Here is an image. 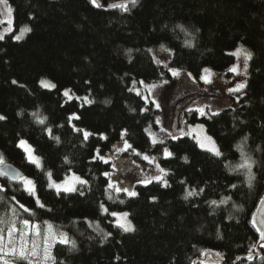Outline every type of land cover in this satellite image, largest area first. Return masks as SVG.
I'll use <instances>...</instances> for the list:
<instances>
[{
  "label": "trees",
  "instance_id": "1",
  "mask_svg": "<svg viewBox=\"0 0 264 264\" xmlns=\"http://www.w3.org/2000/svg\"><path fill=\"white\" fill-rule=\"evenodd\" d=\"M118 1L122 0L100 3L106 7ZM9 3L13 32L23 26L30 27L31 32L21 41H15L13 34L0 40V114L7 117L0 121V153L5 162L36 182L37 195L52 211L36 210L33 198L19 184L9 186L4 178L0 183L9 191L0 195H15L21 204L36 210V216L30 217L17 206L20 219L48 221L76 241L77 249L72 251L59 243L54 245L56 264H249L243 256L258 240L251 217L264 193V0H138L134 7L128 5V12L98 9L90 0ZM187 40L195 47H185ZM161 45L175 53L169 67L186 69L196 77L204 68L223 71L233 65L236 59L230 52L238 45L251 51L243 93H232L218 115L207 118L193 112L190 118L206 124L224 154L222 161L201 150L188 135L167 139L165 147L173 153L167 159L163 145H151L144 130L154 112L129 88L133 80L135 86L140 81L159 80L161 72L163 78L172 80L167 69L153 60L154 51ZM43 79L52 81L56 88H43ZM14 80L17 84L12 83ZM65 89L72 90L71 101L62 95ZM84 96L95 103L75 99ZM105 100L110 103L105 104ZM145 107L149 111L143 112ZM33 113L47 117L46 124L37 123ZM73 113L80 119L72 123L95 134H106L107 141L95 135L82 143L68 124ZM47 127L60 137L59 144L48 137L44 131ZM125 129L126 139L134 148L159 158L169 173L165 179L170 186L155 181L147 186L137 184L138 196L113 192L110 201L101 173L111 168L100 161L92 162V157L96 148L108 153ZM244 137H248L242 145L244 152L256 161L252 188L243 175L229 172L225 166L240 160L237 145ZM20 139L32 145L53 177L63 178L71 167L89 181L90 190L86 189L83 196H57L47 187L44 172L26 162L23 150L17 147ZM66 156L71 165L64 164ZM182 180L185 183H180ZM232 184L237 188L232 189ZM186 188L204 191L185 200ZM227 196L231 200L219 208L208 203ZM101 202L109 213L127 211L135 231L117 228L114 216L102 214ZM13 205L10 200L0 202V215ZM97 224L102 232L95 230ZM104 233L111 235L105 239ZM204 251L208 254L202 255ZM217 252L223 254L222 260ZM260 256L251 264H264Z\"/></svg>",
  "mask_w": 264,
  "mask_h": 264
},
{
  "label": "snow or ice",
  "instance_id": "2",
  "mask_svg": "<svg viewBox=\"0 0 264 264\" xmlns=\"http://www.w3.org/2000/svg\"><path fill=\"white\" fill-rule=\"evenodd\" d=\"M90 3L95 8H103L104 5L100 3V0H90ZM130 3L134 7L138 0H130ZM0 5H3L4 11L6 12L8 16V20L6 21L7 24L12 25L13 24V8L9 3V0H0ZM108 7L116 9H122L124 12H128L130 9L127 4L121 3V4H111ZM177 27L180 28L181 31H185L183 26L177 25ZM12 31H15L13 28ZM31 32V28L28 26H23L20 28L19 33L13 37L15 41H21L24 39L25 35L27 33ZM4 35H0V40H4ZM184 46L187 48H193L195 45L193 44L192 40H187L184 43ZM148 51L151 53L153 50L148 49ZM159 51L161 53H167L168 58L165 60H161L157 58L155 55H153V60L157 64V66H162L163 68L167 69L168 73L170 74L172 79H179L181 76H184L186 79L190 80L193 84H198L200 82L209 85L213 83V76L215 73L212 72L209 68L202 69L201 73L199 74V80H197L196 76H193L191 72H187L186 70H182L180 68L176 67H169L170 63V57L174 56L175 53L172 52L171 49L167 48L164 45L160 46ZM244 55V63L243 68L241 69L239 63L235 64L234 66L230 67L228 69L229 72L237 75V76H246L248 72V62L252 60L253 55L250 51H247L244 49L243 46L238 48L235 52L231 53V55L236 56L237 58L240 57V55ZM129 55H131V50H129ZM160 81L159 83H150L145 84L144 81H140L139 83L143 85L144 89L147 92V95H142L140 89H137L135 87L136 81L133 80L132 87L129 88V91H135V94L137 96H141L144 103L152 104L154 108L157 111L161 110V104L158 99V94L156 93L157 89H163L165 85H168L170 83L169 79H164V73H160ZM13 84H17V81H12ZM40 84L45 89H55L56 85L54 83H51L49 81H40ZM247 87V80H244L243 82H240L236 84L234 87L229 88L228 92L230 94L232 93H243V90ZM207 91V89H205ZM71 89H65L62 93L64 97L67 98V101H71L74 97L71 94ZM76 100H83L85 104H93L95 103L94 100L89 99L88 96L84 97H75ZM239 100V96L237 97V101ZM66 101V102H67ZM105 104L110 103V101L105 100ZM83 107V104L81 105ZM134 111V109H132ZM143 112L149 111L147 107L142 109ZM188 113H197L200 117H207L211 118V116L218 115L217 111H213L208 104H197L195 107H188L186 109ZM20 115H23V113H20ZM34 118H36L37 123L40 125H45L47 121V117L40 118L37 113L32 114ZM7 119L6 116L0 114V121H5ZM80 117L76 115L75 113L71 114L68 117V124L71 128V130L79 134L82 138V143H86L89 140V137L98 135L100 140L107 141L108 137L104 133L95 134L90 131H87L83 128L77 127L76 124L72 123L73 120H79ZM155 123L157 125H160V131L165 133V136L172 140H179L183 138L186 135H190L189 132H186L184 129H178L177 131H172L169 128L162 125L161 119L159 116L156 117ZM185 124H187L186 121H184ZM59 127H63V125H59ZM176 126L173 125V128ZM189 128L192 126L189 125ZM202 131H204V135L195 138L197 146L208 153H210L213 157L217 158L218 160H223V153L221 152L219 146L216 144V142L213 140L211 136H208L206 134V130L203 129V125L199 126ZM44 131L47 133L48 137L52 140H54L57 144L60 143V137L53 135L52 128L47 127L44 129ZM150 141L151 145L155 146L157 144L163 145L165 143V138L158 137V135L155 132L151 131V126L146 128L144 130ZM127 136V130H122L120 133V139L122 141L121 144H116L112 146V152L108 155H101L100 149L96 148L93 153L92 162L100 161L104 165H108L111 168V171H104L101 173V175L104 176L106 181V188H105V194L107 200L113 199V192L114 193H124L128 197H136L139 195L138 192H136L133 189H130L128 186H126L123 181L119 180V177L117 175L118 173V166L115 163L117 159L120 158V156L127 152L130 156H136L139 157L141 160L147 162L148 164H152L155 167V173L152 176H145L143 179L139 181L144 186H147L153 181L160 183L163 187H169V183L165 177L169 175L168 171L162 168L159 163L156 162V158L154 156H149L146 153L140 152L138 149L134 148L131 143L125 137ZM248 137H244V141L241 145H237V150L240 152V162L234 166H232L229 162V164L225 165L228 168L229 172L239 173L243 175L246 178V183L249 188L253 187L254 181L256 180V175L253 172V167L256 164V161H254L246 152H244L243 149V143H246ZM17 147L23 150L25 154L26 162L36 166L38 169H40L42 172H44L45 178L48 180L47 187L51 190H54L55 194L57 196H60L62 193L65 195H70L73 193H78L80 196H83L85 194V190H90V184L89 181L82 176L78 175L76 172L72 171L71 167H69L64 175V178L57 182L52 178L53 174L51 170H45L43 167L42 159L39 156L35 155V149L30 145L26 140L20 139L18 141ZM259 150V149H258ZM163 156L165 159L170 158L173 156V153L169 151L167 147L163 148ZM183 160L185 163L188 162V157L184 156ZM72 161L66 156L64 157V164L71 165ZM132 163H135V161H132ZM137 168L140 167L139 164L136 165ZM116 176V179L113 177ZM0 178H4L8 181V185H16L19 184L22 188V190L30 197L33 198L35 202V209L36 210H45L47 212H51L52 209L48 208L39 198L37 195V189H36V182L24 175H22L17 169H15L12 166H7L5 164V159L3 153H0ZM180 183H185V181H180ZM232 189H236L237 185L232 184ZM16 189L13 187L12 191H15ZM9 191V187L5 186V184L0 183V194L6 193ZM204 189L200 188L199 190L193 188L189 190L188 188L185 189V195L184 199L188 200L189 198L196 197L198 195H201L203 193ZM10 201H14L15 205L10 206L8 211H6L3 215H0V264H15L16 260H22L25 261L26 264H56V258L52 254V248L56 243H59L61 245L67 246L70 251L77 249V244L74 239H71L67 232L59 231L55 229L54 225H52L48 221L43 222V226L39 222H34L32 219H20L17 211V206L19 209L23 210L24 213H27L30 217L36 216V210L30 209L26 207L24 204H21L18 200H16L15 195H12L10 198L5 197L3 195H0V202L2 203H8ZM231 200V196L224 197L217 200H211L208 203L210 206H213L214 208H219L222 205H227L228 202ZM121 204L124 203L123 200L120 201ZM261 204H264V199L261 200ZM100 210L102 214H107L116 217L115 226L119 228L123 232H134L135 228L130 220H127V217L129 213H117L115 211L110 212L108 208L105 206L103 202L99 205ZM239 210V209H237ZM9 212L11 213L9 215ZM229 219H232L231 216H229ZM17 221H19L20 226L18 227ZM89 226H91V222H89ZM252 227L255 229L256 233L258 234L259 246L261 248H264V219H261L259 221V225L257 223V220L255 216L252 218ZM97 231L102 232L101 229H99V226L97 224L96 229ZM111 233H104L105 239H107L108 236H110ZM256 249V244H253L249 250L248 256L246 259L249 261V264H251V261L255 259L253 252ZM207 251L202 252V255H207ZM217 257H220V259H223L222 253H215ZM7 257H13V260L8 259ZM237 259H240L239 257ZM261 260H264V255L260 256ZM195 264V262H193ZM216 264H219V261L216 262Z\"/></svg>",
  "mask_w": 264,
  "mask_h": 264
},
{
  "label": "rangeland",
  "instance_id": "3",
  "mask_svg": "<svg viewBox=\"0 0 264 264\" xmlns=\"http://www.w3.org/2000/svg\"><path fill=\"white\" fill-rule=\"evenodd\" d=\"M7 20H8V16L6 12L4 11L3 5H0V35H4L5 37L6 35L13 34V37H14L15 35L19 33V31L13 32L12 29L14 28V25L7 24L6 23ZM241 46H243L244 49H246L247 51H250L244 45H238L230 53L235 52ZM159 49L160 47L154 51L155 52L154 55L161 60H165L166 58H168V54L161 53ZM234 57L236 61L230 67L239 63L242 69L243 63H244V55L241 54L239 58H237L236 56ZM248 65H249V62H248ZM230 67H228L227 69L223 71H215L209 68L212 70L213 73H215V75L212 78L213 83L209 85H206L202 82L198 84H193L190 80L186 79L184 76H181L179 79L170 80V83L168 85H165L163 89H157L156 93L158 94V99L161 104V110L157 111L154 108V106L150 104L151 109L154 112L153 120L149 124V126H151V131L155 132L158 135V137L165 138V142L167 141V139H169L165 136V133L160 131V125H157L155 123L156 117L159 116L163 126L169 128L172 131H177L178 129H184L186 132L190 133V135L188 136L192 137L193 139L194 137L199 138L205 134L204 131H202L199 127L200 125H203V129L206 130V134L208 136H211L213 140L216 142L215 138L208 132L206 124L204 122H192L190 120V118L192 117V113H188L186 109L188 107H195L197 104H200V105L208 104L213 111L221 110L225 106V100H227V98L231 95L228 92V89L248 79V72L246 76H237L228 71ZM180 69L186 70L183 68H180ZM186 71L189 72L188 70ZM164 79H167V78H164ZM43 80L53 83L52 81L47 80V79H43ZM197 80H199V76L197 77ZM159 81L160 79L155 80V81H148V82H145V84L159 83ZM135 87L137 89H140L142 95H147V92L144 89L143 85L139 84L138 86H135ZM205 89H207V91H205ZM184 121H186L187 124H185ZM173 125H175L176 127L173 128ZM189 125H191L192 127L189 128L188 127ZM194 140L196 141V139ZM121 143L122 141L120 139L117 142V144H121ZM165 144L166 143L163 144V148H165L166 146ZM111 152H112V149L106 154L101 153V155H108ZM35 155L38 156L36 153ZM148 155L152 156L151 154H148ZM154 157L156 158V162L159 163V165L162 168H164L159 158L157 156H154ZM132 161H135V163H132ZM239 162L240 160L234 163L232 166L238 164ZM115 163L117 164L118 169H119L117 173L119 180L123 181V183L126 186H128L130 189H133L135 191H136V185L141 184L139 183L141 179H143L145 176H152L156 174L154 165L148 164L147 162L141 160L139 157L130 156L127 152L123 153L120 156V158L115 161ZM137 164L140 165L139 168L136 167ZM23 175L31 178L30 176L26 174H23ZM52 178L56 180L57 182H59L64 177L61 179H56L55 177L52 176ZM113 178L116 179V176H114ZM124 212H127V211H122V212H117V213H124ZM116 219L117 218L114 217L115 222H116ZM127 220H130L129 215L127 217ZM41 224L43 226L42 222ZM17 225L18 227L20 226L19 221H17ZM7 258L10 260L14 259L13 257H7ZM15 264H26V262L22 260H16Z\"/></svg>",
  "mask_w": 264,
  "mask_h": 264
},
{
  "label": "water",
  "instance_id": "4",
  "mask_svg": "<svg viewBox=\"0 0 264 264\" xmlns=\"http://www.w3.org/2000/svg\"><path fill=\"white\" fill-rule=\"evenodd\" d=\"M121 3L127 4V5L131 4V3H130V0H122V1H118V2L113 3V4H121ZM110 5H111V4H110ZM108 6H109V5H108ZM108 6H106V7H104V8H105V9H111V8L108 7ZM5 164H6L7 166H12V167H14L15 169H17V170L23 175V171H22L20 168H18L17 166H15L14 164H12L11 162H5ZM262 199H264V194H263L262 197L260 198V200H259V202H258V204H257V206H256V208H255V211H254V213H253V215H252V217H251V222H252V218H253V216H255L258 225H259V221H260L261 219H264V204H261V200H262ZM260 243H261V242H259V238H258V240H257V245H256V251L253 253L254 257H256V256H260V255L262 254V251H264V248H261V247L259 246ZM247 256H248V255H247ZM247 256H243V257L246 259ZM210 257H211V258H214V257H213V254H210ZM203 260H206V256L203 258ZM246 260H247V259H246Z\"/></svg>",
  "mask_w": 264,
  "mask_h": 264
}]
</instances>
